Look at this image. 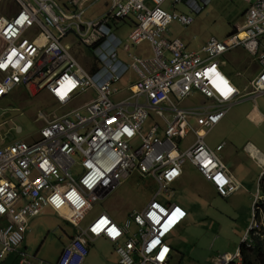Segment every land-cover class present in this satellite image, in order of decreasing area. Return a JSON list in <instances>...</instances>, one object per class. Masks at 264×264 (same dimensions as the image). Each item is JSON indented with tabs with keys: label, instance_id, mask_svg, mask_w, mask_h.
<instances>
[{
	"label": "built area",
	"instance_id": "1",
	"mask_svg": "<svg viewBox=\"0 0 264 264\" xmlns=\"http://www.w3.org/2000/svg\"><path fill=\"white\" fill-rule=\"evenodd\" d=\"M166 1L0 0V100L23 87L32 94L47 91L54 103L68 108L85 91L95 93L57 117L40 112L43 127L34 140L0 146V258L18 251L29 219L49 206L76 229L56 264H83L89 243L97 237L114 243L118 264H171L169 239L187 210L176 202L163 204L157 196L169 192L184 165L190 163L219 196L239 188L218 155L224 144L212 148L204 139L242 95L219 68L218 57L236 47L253 55L260 70L247 94L253 99L264 95V0H244L248 5L242 24L223 38L210 36L197 50L169 37L168 26H188L194 20L176 4L195 12L201 6L196 0H171L173 7L166 8ZM99 2L102 9L93 12ZM125 19L133 23L128 43L146 42L149 56L128 53V62L119 58V48L126 49V44L116 29ZM72 45H79L83 55L88 49V67ZM128 70L136 77L119 88ZM221 80L232 89L227 96L221 93ZM196 94L202 102L183 104ZM151 115L155 120L144 132L143 123ZM189 134L193 140L183 148ZM132 171L158 184L147 204L123 223L100 209L82 224ZM253 237L264 241L260 188L241 242L251 247ZM19 255L21 264H30L28 254ZM242 261L238 248L220 253L215 264Z\"/></svg>",
	"mask_w": 264,
	"mask_h": 264
},
{
	"label": "rangeland",
	"instance_id": "2",
	"mask_svg": "<svg viewBox=\"0 0 264 264\" xmlns=\"http://www.w3.org/2000/svg\"><path fill=\"white\" fill-rule=\"evenodd\" d=\"M196 1L202 8L199 12L193 11L184 3L176 6L178 10L193 15L194 20L190 25L183 26L177 22H172L168 26V36L171 38L178 37L182 39L191 50L199 49L210 36L223 38L236 30L243 22V12L248 5L244 0H209L206 4H204L202 0ZM164 7L172 8V1L167 0ZM101 8L102 3L99 2L93 7V10H99ZM123 26V30L120 31V34L126 42V50L128 52L131 51L136 53V51L141 49L140 52L142 54H148L150 50L146 43H143L140 46H132L128 43L126 38L131 26L124 24ZM66 41H69V39H66ZM239 48L242 49V47ZM71 49L79 61L88 67V63L91 59V56L88 54V49H85V55L82 54V49L79 45H72ZM241 49H239L240 58H252L253 55L244 49V51ZM219 61V68L226 76L227 74L224 70L229 71V73H232L235 70L234 63L226 57V54L221 56ZM131 75V71L128 70L122 76L121 81L117 83L118 87L123 88L126 86L129 83L128 78ZM254 75V73L251 75L246 74L245 76H241V78L248 83L249 79ZM89 91L92 90L85 91L76 102H72L68 108H64L56 105L49 95L47 97L46 91H40L38 93L33 91L34 93L32 94L26 89L13 90L0 101V112L19 110L21 113L16 116L14 121L19 124L21 129H16L13 140H6L4 142L34 140L38 137L37 134L39 129L43 125V117L39 115L40 112L46 113L47 117H57L67 109L79 106L78 103H81L89 97V95L85 94ZM92 97H94V94L90 95L89 99L86 101L88 102ZM247 102L249 105L255 103L251 99ZM188 103H191V101H187L186 104ZM256 103L261 108L264 107V95L258 96ZM232 106L223 120L207 134L206 140L208 142L224 141L226 144L224 145L225 148L222 151L220 150L218 155L223 157L225 152L231 148L235 155L242 158V166L246 165L250 170H256L258 167L255 161L250 159L246 152L242 151V146L249 142L259 148L264 146V139H259L253 134L254 129H260L264 135V121L255 120L254 117L251 118L249 115L247 117H239L236 115L240 110L239 106ZM6 126L7 125H0V133L3 132ZM148 130L149 127L145 123L143 125V131L147 132ZM226 163L230 168L234 166L232 161ZM156 190L157 184L151 177H142L138 173L133 172L129 177L123 179L105 198H103V200L93 208L90 215H93L101 209L108 211L115 219L120 218L121 220H124L128 212L143 208ZM254 191L255 188H253V192ZM172 198L179 202L183 200L192 204V208L197 210V213L194 216L196 218L201 215L203 216L205 212L212 214V216L207 214L210 216V219L205 218L204 221L206 223L199 221L196 226L189 228L190 235L186 234V237L189 238V242L186 243L185 237L183 238L182 236L174 239V243L178 245L183 257V261H191V263L195 264H215L216 258L220 253L224 252L227 248V244L231 242V239L238 242L237 246L232 249V252H235L236 249H238L241 242L240 237H242L244 231L241 230V232L236 233L234 232V228L239 230L236 221H239L237 213L240 209L241 197L234 195L232 196L230 203L226 204L228 201L221 198L212 199L208 195V197L204 199L206 204L203 205L198 198L195 199L190 192L180 186L172 191ZM249 214L251 216V207ZM175 261L176 260H174V263L172 262V264H176Z\"/></svg>",
	"mask_w": 264,
	"mask_h": 264
},
{
	"label": "crops",
	"instance_id": "3",
	"mask_svg": "<svg viewBox=\"0 0 264 264\" xmlns=\"http://www.w3.org/2000/svg\"><path fill=\"white\" fill-rule=\"evenodd\" d=\"M178 5L179 4H176L175 7ZM103 6H104V3H103ZM172 7H173V5H172ZM166 8H170V7H166ZM92 11L97 12L98 10L92 9ZM242 20H243V17H242ZM123 24L127 25V26H132L133 23H132L131 19H125L122 22H120L117 26L116 34H117V36H119L121 38L122 44L124 45V44H126V42L120 34V31L123 30V27H124ZM143 43H146V42H143ZM143 43H141V44H143ZM141 44H134L132 46H140ZM147 46H148V44H147ZM148 48H149V46H148ZM239 49H241V48L236 47L233 49V51L230 50V51L223 54V55L226 54V57L229 58L230 60H232V62L235 65V70L232 73H229V71H227V70H224V71L226 72L227 76L230 78L232 83L241 91V94H242L241 95L242 98L239 100V102L235 103V105H238L239 109H240L236 115L239 117H241V116L247 117L249 115V116H251V118L254 117L255 120L264 121V111H262V110H264V107L261 108L260 106H258V104L256 103L257 97L255 99H253L251 94H247L250 91V81L257 75V73L260 70V67H259L256 59L253 56H252V58H245V57L240 58L239 57ZM243 49L244 48L242 47L241 50H243ZM140 50L141 49L136 51L135 54H139L142 56H149L151 53V52H149L148 54H142L140 52ZM128 53H133V52H131V51L128 52L126 49H124L122 47L119 48V58L122 61H124V62L129 61ZM223 55H221V56H223ZM220 57H218V60ZM219 66H220V61H219ZM130 71H131L132 75L128 78V82H130V80L135 79V77H136L135 73L132 70H130ZM253 73L255 75L253 77H251V79H249L248 83L243 78H241V76H245L246 74L251 75ZM20 89H24V88L18 87L14 90H20ZM85 94L89 95V97H90V95L95 94V93L92 91H89ZM48 95H49V93L47 92V97H48ZM81 96L82 95L77 96L75 99H73V102H76V100H78ZM89 97L87 99H85L84 101H82L81 103H78V104L79 105L83 104L84 102H86V100L89 99ZM50 98H51V96H50ZM202 99L203 98L200 94H196L192 100H189V99L184 100L183 104H185V105L198 104V103L202 102ZM250 99L255 102L253 105L248 104L247 101ZM140 100H143V98H140ZM187 101H191V103L186 104ZM235 105H233V106H235ZM66 111H68V109ZM226 115H227V113L225 114V116ZM154 120H155L154 117L151 115L145 120L143 125L146 123L148 125V127H150L151 124H153ZM207 134H206V136H207ZM253 134L256 135L259 139H264V135L260 129H254ZM206 136H205L204 140L206 141V143L210 147L215 148L220 143H223L224 145H226L224 141H209L208 142L206 140ZM192 140H193V135L189 134L186 137L185 141L183 142L182 147L185 148ZM6 143H8V142L0 141V146L3 144H6ZM224 145H223L221 151L224 150V148H225ZM250 146L255 149V151H256L255 154L253 152H251ZM242 151L246 152L249 155L250 159L255 161V163L258 167L256 170H250V168L246 165L242 166V163H243L242 158H239L240 156L235 155L234 151L231 148L225 152L223 157H221L219 155L227 167H228V165L226 162L232 161L234 163V166L232 168H230V167H228V168L240 184L239 188L235 192L230 194L229 196H227V197L219 196L215 192V190L213 189L212 185L205 178H203L202 175L188 162L184 165L183 172H182L181 176L177 180H175L174 182L171 183L169 192L166 194L161 193V194H159V196H157V199L160 202H162L163 204H169L171 202H176V203L180 204L181 206H183L187 210V217L174 230V232L171 234L170 239H169L170 243L172 245V249H173V253L171 255V258H172L171 264H172V262L174 263V260H176L175 263L185 262V261H183V257L180 253L178 245L174 243V239L179 237V236H182L183 238L185 237L186 243L189 242V238L186 237V234L190 235L189 228L196 226V224L199 221L206 223L204 221L205 218L210 219V216H208V215L212 216L211 213L205 212L203 216L201 215L200 217L196 218L194 216L196 215L197 210L192 208V206H193L192 204H190L187 201L182 200L179 202V201L173 199L172 198V191H174V189H177L180 186L185 188L188 192H190L194 196L195 199L198 198L199 201L203 205L206 204V201L204 199H206L208 197V195L212 199L221 198V199H224L225 201H228L226 204L230 203V201L232 200V196H234V195L241 197L242 200L240 202V209H239V212L237 213L239 221H236V225L238 226L239 230L234 228V232L239 233V232H241V230L245 232L246 229L248 228L249 222H250L249 221L250 220V214H249L250 207L252 205L257 187L260 188V195L264 196V174H263L264 173V165H263L264 164V146L259 148V147H256L253 143L249 142V143H246L244 146H242ZM133 172H136V171L130 172L128 175L123 177V179L129 177ZM136 173H138V172H136ZM142 177H146V176H142ZM148 177H150V176H148ZM157 187H158V184H157ZM253 188H255L254 192H253ZM96 205H98V204H96ZM93 208L84 216L83 220L81 221L82 224H87L88 221L93 217V215L95 213L93 215H90ZM133 211H135V210L128 212V214L124 220L123 219L121 220L120 218L115 219L108 211L107 212L118 223H121V222L123 223L130 217V214ZM132 227H135V226H132ZM241 228H243V229H241ZM75 233H76V229L72 224L69 223V221H67L65 218L61 217L59 214H57L51 207H49V206L44 207L38 215L29 219L24 240L21 243V245L19 246L18 251L16 250V251H12V252H8V253L4 254V256L2 258H0V264H21L19 262V259H20L19 252H21V251L25 252L26 254H28L31 257L30 264H37V263H40V264H56L58 261V258L60 256L61 250L70 241V239L72 238V236ZM241 238L242 237H240V240H241ZM237 243H238L237 241H234V239H231V242H229L227 244V248L222 253H225V252L234 253V252H232V249L237 246ZM238 248H239V246H238ZM236 251H237V249H236ZM118 261H119V256L115 250L114 243L110 242L109 240H107L104 237H97L89 243V251H88V254H87L83 264H118ZM186 263H191V261H186ZM191 264H195V263H191Z\"/></svg>",
	"mask_w": 264,
	"mask_h": 264
},
{
	"label": "trees",
	"instance_id": "4",
	"mask_svg": "<svg viewBox=\"0 0 264 264\" xmlns=\"http://www.w3.org/2000/svg\"><path fill=\"white\" fill-rule=\"evenodd\" d=\"M239 250L243 260L242 264H264V241L262 239L253 237V244L251 247H246L241 242Z\"/></svg>",
	"mask_w": 264,
	"mask_h": 264
},
{
	"label": "flooded vegetation",
	"instance_id": "5",
	"mask_svg": "<svg viewBox=\"0 0 264 264\" xmlns=\"http://www.w3.org/2000/svg\"><path fill=\"white\" fill-rule=\"evenodd\" d=\"M2 112H0L1 114ZM8 113L6 112L4 116H7ZM20 115V114H18ZM16 115V116H18ZM16 116H14L12 119L4 122L1 125H7L6 128L3 130L2 133H0V141H10L13 140L15 137V133H16V129L19 126V124L14 121V119L16 118Z\"/></svg>",
	"mask_w": 264,
	"mask_h": 264
},
{
	"label": "water",
	"instance_id": "6",
	"mask_svg": "<svg viewBox=\"0 0 264 264\" xmlns=\"http://www.w3.org/2000/svg\"><path fill=\"white\" fill-rule=\"evenodd\" d=\"M8 113L7 116H4L5 113ZM21 112L19 110H8V111H4L0 114V125L3 124L4 122L12 119L14 116L20 114ZM18 130L21 129L20 126L17 127Z\"/></svg>",
	"mask_w": 264,
	"mask_h": 264
},
{
	"label": "snow or ice",
	"instance_id": "7",
	"mask_svg": "<svg viewBox=\"0 0 264 264\" xmlns=\"http://www.w3.org/2000/svg\"><path fill=\"white\" fill-rule=\"evenodd\" d=\"M17 23H19V21H17ZM0 67H3V65H0ZM220 84L222 85V87H220L221 93L227 96L232 91V89L228 86L226 81L221 80ZM102 223H106V221H102Z\"/></svg>",
	"mask_w": 264,
	"mask_h": 264
},
{
	"label": "bare ground",
	"instance_id": "8",
	"mask_svg": "<svg viewBox=\"0 0 264 264\" xmlns=\"http://www.w3.org/2000/svg\"><path fill=\"white\" fill-rule=\"evenodd\" d=\"M240 35H242V33H241ZM242 36H243V35H242ZM218 62H219V60H218ZM218 65H219V63H218ZM227 78L230 80V78H229L228 76H227ZM230 81H231V80H230ZM241 98H242V97L239 96L237 102H239V100H240ZM237 102H236V103H237ZM233 105H234V104H233ZM222 119H223V118H222ZM222 119H221V120H222ZM221 120H220V121H221ZM220 121H219V122H220ZM219 122H218V123H219ZM218 123H217V124H218ZM217 124H216V125H217ZM216 125H214V127H215ZM214 127H213V128H214ZM213 128H212V129H213ZM207 133H208V132H207ZM207 133H206V134H207ZM206 134H205V136H206ZM250 150H251V152H253V153L255 154L256 151H255V149H254L253 147L250 146ZM251 154H252V153H251Z\"/></svg>",
	"mask_w": 264,
	"mask_h": 264
}]
</instances>
